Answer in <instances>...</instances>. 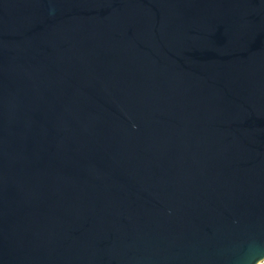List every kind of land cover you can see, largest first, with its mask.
<instances>
[{
  "label": "water",
  "instance_id": "water-1",
  "mask_svg": "<svg viewBox=\"0 0 264 264\" xmlns=\"http://www.w3.org/2000/svg\"><path fill=\"white\" fill-rule=\"evenodd\" d=\"M264 257V0H0V264Z\"/></svg>",
  "mask_w": 264,
  "mask_h": 264
},
{
  "label": "built area",
  "instance_id": "built-area-1",
  "mask_svg": "<svg viewBox=\"0 0 264 264\" xmlns=\"http://www.w3.org/2000/svg\"><path fill=\"white\" fill-rule=\"evenodd\" d=\"M255 264H264V257L260 259L259 261H257Z\"/></svg>",
  "mask_w": 264,
  "mask_h": 264
}]
</instances>
